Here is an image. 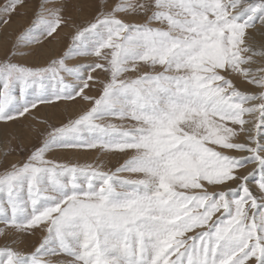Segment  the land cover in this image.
Segmentation results:
<instances>
[{
    "label": "snow or ice",
    "instance_id": "snow-or-ice-1",
    "mask_svg": "<svg viewBox=\"0 0 264 264\" xmlns=\"http://www.w3.org/2000/svg\"><path fill=\"white\" fill-rule=\"evenodd\" d=\"M29 14L0 43V264H264V0H2L0 27Z\"/></svg>",
    "mask_w": 264,
    "mask_h": 264
},
{
    "label": "rangeland",
    "instance_id": "rangeland-1",
    "mask_svg": "<svg viewBox=\"0 0 264 264\" xmlns=\"http://www.w3.org/2000/svg\"><path fill=\"white\" fill-rule=\"evenodd\" d=\"M0 2H2V0H0ZM31 2V0H30ZM75 14V13H74ZM30 19V14L28 18H17V17H13V22L7 26V27H0V43L3 42L4 37L9 34L8 32H12L14 30V32L12 33H17L19 32L23 27L27 26L28 20ZM15 26V27H12ZM67 31V30H65ZM5 33V35H4ZM2 34V35H1ZM4 36V37H3ZM80 108V105H73V104H61L58 108H49V109H41L40 112L38 113L39 116L43 117V118H47L49 120V122L51 123H59L61 120H64L67 118L68 115H72L74 114L76 111H78ZM30 121H24V124L27 125L29 124ZM19 125H13L10 126L9 129H5L3 125H0V145L3 144V142H5L6 140V131H11L14 128H19ZM41 128L43 126H40ZM23 134L27 140L28 137L34 135V133L30 132V130H28L27 128L23 129ZM55 155L61 159L64 158H69L71 157V153L69 152H57L55 153ZM97 155V153L95 151H86V152H82L79 154V158L80 160L86 161V160H92L95 156ZM23 156V154H21L20 156H17L15 154H13L12 156L9 157V159H19ZM86 156V158H85ZM89 157V158H88ZM0 243H3L2 240H0Z\"/></svg>",
    "mask_w": 264,
    "mask_h": 264
},
{
    "label": "bare ground",
    "instance_id": "bare-ground-1",
    "mask_svg": "<svg viewBox=\"0 0 264 264\" xmlns=\"http://www.w3.org/2000/svg\"><path fill=\"white\" fill-rule=\"evenodd\" d=\"M12 27H15V26H12ZM12 32H14V30L12 31ZM11 32V33H12ZM8 33H10V32H8ZM13 35H14V33H12ZM2 35V34H1ZM4 35H5V33H4ZM4 37V36H3ZM85 158H86V156H85ZM89 158V157H88ZM87 159V158H86Z\"/></svg>",
    "mask_w": 264,
    "mask_h": 264
}]
</instances>
